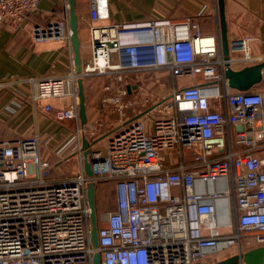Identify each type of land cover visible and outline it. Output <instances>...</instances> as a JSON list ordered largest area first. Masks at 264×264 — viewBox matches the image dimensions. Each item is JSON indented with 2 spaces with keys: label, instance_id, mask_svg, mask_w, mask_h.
<instances>
[{
  "label": "built area",
  "instance_id": "obj_1",
  "mask_svg": "<svg viewBox=\"0 0 264 264\" xmlns=\"http://www.w3.org/2000/svg\"><path fill=\"white\" fill-rule=\"evenodd\" d=\"M38 2L0 0V24L21 28ZM90 4L92 56L81 76L106 79L119 122L105 150L90 151L92 177L80 139L79 168L60 178L39 134L0 142V264H93L97 251L100 264H211L234 245L246 251L242 242L264 245V91L232 89L225 76L227 61L253 60L248 38L232 40L226 60L218 38L193 17L102 23L107 0ZM32 37L71 42L69 15L36 24ZM151 70L169 71L171 92L128 115L129 76ZM193 75L202 82L177 84ZM78 78L74 66L26 81L34 104L71 98L65 107L44 106L62 121L80 117ZM106 179L114 180L115 207L97 216L95 247L87 189Z\"/></svg>",
  "mask_w": 264,
  "mask_h": 264
},
{
  "label": "crops",
  "instance_id": "obj_2",
  "mask_svg": "<svg viewBox=\"0 0 264 264\" xmlns=\"http://www.w3.org/2000/svg\"><path fill=\"white\" fill-rule=\"evenodd\" d=\"M66 3L69 5V0H39L38 9L24 21L21 28L0 24V142L39 134L43 151L53 165L54 178L67 176L79 168L80 155L73 143L79 139L82 142V123L80 117L57 120L51 112L44 109L49 101L55 107H65L71 103L69 97L39 100L34 104L31 97L35 86L28 83L26 78L63 76L74 68L71 42L55 39L36 42L32 37V29L36 24L48 25L69 15ZM90 8V0H75L83 67L92 56ZM106 13L102 23H138L164 17L178 19L190 16L198 21L203 33L214 34L217 38L220 33L218 0H107ZM225 15L229 40L248 38L249 51L253 57L251 62L237 63L232 67L240 69L263 62L264 0H225ZM231 54L241 55L235 52ZM199 82H202V77L193 75V79L186 83L177 84L185 86ZM83 83L87 115L86 137L91 150H95L99 149L95 138H101L113 130L119 122V114L114 105L107 101L111 92L104 88L106 83L103 77L86 76ZM138 84L137 80L132 82L130 96L137 90ZM252 89L264 91V69L262 80ZM66 147L68 148L64 154L57 152ZM84 163L85 160L83 166ZM107 189L114 193V183L108 181L97 185L95 196L99 210L109 209L102 199L104 197L101 198L106 196ZM256 246L258 245L251 242L247 249ZM236 252L237 249L224 255L220 252L209 257L210 262Z\"/></svg>",
  "mask_w": 264,
  "mask_h": 264
},
{
  "label": "water",
  "instance_id": "obj_3",
  "mask_svg": "<svg viewBox=\"0 0 264 264\" xmlns=\"http://www.w3.org/2000/svg\"><path fill=\"white\" fill-rule=\"evenodd\" d=\"M218 8L220 15V33L218 43L222 55L226 60L230 58L231 41L228 38L227 23L225 15V0H218ZM69 26L71 30V45L74 50L75 71L79 75L78 78V95H79V116L83 130V150L85 156L84 168L89 177L93 176L92 162H96L95 158L89 159L90 142L86 137L87 132V115L85 105V93L83 77L81 76L83 64L81 58V43L78 34V16L75 10V0H69ZM225 76L228 85L232 89L247 91L259 83L263 78L264 61L254 65H248L240 69L233 68L227 61ZM242 129V126H238ZM96 188L95 182L91 180L88 184L87 197L91 208V240L95 247L99 246L98 242V217L96 211ZM93 264H100V253L97 251L93 256ZM211 264H264V245H258L246 251L238 252L229 257L217 260Z\"/></svg>",
  "mask_w": 264,
  "mask_h": 264
},
{
  "label": "rangeland",
  "instance_id": "obj_4",
  "mask_svg": "<svg viewBox=\"0 0 264 264\" xmlns=\"http://www.w3.org/2000/svg\"><path fill=\"white\" fill-rule=\"evenodd\" d=\"M131 75L132 76H129L128 80L130 82H134V80H137L139 84L137 90L134 92V94H132L133 96L132 95L130 96V94H127L125 96L126 101L129 102V108L126 110L128 115H133L136 114V112H140V111L143 112L144 109L146 108L157 106L158 103L162 101L164 97L168 96L169 93L171 92L172 78L170 76L169 71L167 70H151L145 72H137V74H131ZM191 79H193V76L179 77L177 79V82L179 85H182L183 83H186V81H189ZM104 82L106 83L105 78H104ZM104 137L105 136L98 139L94 137L96 139V147H99L101 151L105 150L106 142L104 140ZM91 148L90 151H92ZM47 157L49 158V156ZM70 168H72V166ZM101 198L103 199V201H105L106 205L108 204L109 207L108 210L114 209L115 207L114 193H111V191L107 189L106 196H101ZM96 211H97V216L99 217L101 211H105V210L96 209ZM98 225H99V221H98ZM242 244H243L242 246H245L246 249L249 246V244L244 242H242ZM237 246L239 245H234L232 248L228 249L227 251L222 252L223 254L221 255L231 253L232 251L238 248Z\"/></svg>",
  "mask_w": 264,
  "mask_h": 264
},
{
  "label": "trees",
  "instance_id": "obj_5",
  "mask_svg": "<svg viewBox=\"0 0 264 264\" xmlns=\"http://www.w3.org/2000/svg\"><path fill=\"white\" fill-rule=\"evenodd\" d=\"M108 181H111V182L114 183V180H112V179H106V180L95 181V188L97 189V185H99V183L101 184V183H103V182H108ZM96 209L99 210V208L97 207V205H96Z\"/></svg>",
  "mask_w": 264,
  "mask_h": 264
},
{
  "label": "bare ground",
  "instance_id": "obj_6",
  "mask_svg": "<svg viewBox=\"0 0 264 264\" xmlns=\"http://www.w3.org/2000/svg\"><path fill=\"white\" fill-rule=\"evenodd\" d=\"M219 217H220V218L223 217V212H219Z\"/></svg>",
  "mask_w": 264,
  "mask_h": 264
}]
</instances>
